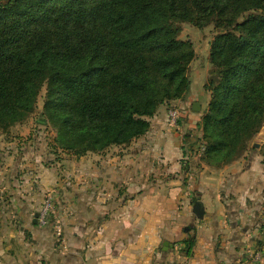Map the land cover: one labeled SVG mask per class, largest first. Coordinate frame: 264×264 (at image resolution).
<instances>
[{
    "label": "trees",
    "instance_id": "obj_1",
    "mask_svg": "<svg viewBox=\"0 0 264 264\" xmlns=\"http://www.w3.org/2000/svg\"><path fill=\"white\" fill-rule=\"evenodd\" d=\"M182 23L223 30L202 127L206 152L234 160L264 124V0H0V129L25 122L45 89L56 147L84 156L130 144L190 89ZM183 244L191 256L195 240Z\"/></svg>",
    "mask_w": 264,
    "mask_h": 264
},
{
    "label": "rangeland",
    "instance_id": "obj_2",
    "mask_svg": "<svg viewBox=\"0 0 264 264\" xmlns=\"http://www.w3.org/2000/svg\"><path fill=\"white\" fill-rule=\"evenodd\" d=\"M250 14H243L238 21L243 22ZM180 27L179 39L190 42L194 51L187 70L190 89L183 98L161 105L156 114L147 119L150 123L149 131L130 144L112 146L102 152H89L84 156L56 147V131L41 116L45 89L39 97L35 113L25 122L5 130L0 129V203L8 210L7 229L15 233L8 235L7 240H11L19 250L24 246L27 250L30 248L27 245L34 241V238L30 239L28 231L22 229L25 219L21 213L23 211L24 216L27 214L23 208H29L28 224L31 229L39 232L40 241L46 242L50 236L61 248L65 243L66 225L73 221L75 210H79L82 205L83 208V202L88 200L91 201L90 209H94L96 185L102 183L105 186V181L109 191L113 188L111 179L129 186V195L151 192L153 201H160L165 207L166 200L174 194L182 193V197L192 195L193 202L181 222L184 227L166 241L167 246L164 241L160 245L162 251L165 247V252L170 249L175 251L174 258L178 255L190 257L183 244L184 240H195L196 245L201 226L208 225L206 221L201 223L205 220L204 216L198 218L194 212L199 198L192 192L195 184L204 182L201 179L204 171L212 178L206 180L211 184H202L205 194L223 196L230 206L229 212L237 211L241 217L245 211L254 210L253 194L245 190V186L238 183V180L245 169H255L262 178L260 192L264 196V124L260 132L248 142L247 149L232 161H225L222 153L206 152L210 139L202 124L209 112L211 92L205 86L213 69L211 45L223 30L214 23L204 28L191 23H182ZM195 104H198L197 110L194 109ZM175 152L177 156L169 154ZM128 182L133 185H127ZM212 184H218V188L213 190L210 187ZM178 204L182 210V204ZM261 204V218L257 217L255 235H247L251 241L247 242L252 245L247 250V257L253 264H258L254 258L264 247V198ZM47 207L43 223L40 216ZM36 213L37 223L32 227L31 221L36 218ZM245 216L247 220L241 225L251 226L253 215ZM30 233L34 237L33 231Z\"/></svg>",
    "mask_w": 264,
    "mask_h": 264
},
{
    "label": "crops",
    "instance_id": "obj_3",
    "mask_svg": "<svg viewBox=\"0 0 264 264\" xmlns=\"http://www.w3.org/2000/svg\"><path fill=\"white\" fill-rule=\"evenodd\" d=\"M169 154L178 155L177 152ZM206 172L201 176L205 184L209 182L206 180L212 179ZM256 175L258 172L249 167L238 180L254 197V210L245 211L242 217L237 211L229 212L230 206L223 196L205 194L204 182L195 184L192 192L199 198L198 202L204 210L205 220L201 223L206 221L208 225L201 226L200 237L190 257L177 254L178 257L174 258L175 251L170 249L165 252V248L162 251L160 245L184 227L181 222L193 202L192 195L182 197V193L174 194L166 200L165 207L162 202L153 201L154 197L149 191L129 195V186H123V182L118 183L115 179H111L113 188L108 191L104 181L105 186L100 183L94 189V209H90L91 201L88 200L83 202V208L82 205L75 210L73 221L66 225L65 243L61 248L50 236L46 242L40 241L39 232L29 227V208H23L27 214L24 216L23 211L21 213L26 221H23L22 229L28 231L30 239L34 238L27 245L30 247L27 250L26 246L19 250L11 240H7L8 235L15 233L7 229L8 210L0 203V264H253L247 257V250L252 248L247 242V235H255L264 198L260 192L262 178ZM253 178L254 181H251ZM126 184L133 185L129 182ZM210 187L215 190L218 184ZM178 203L182 204L183 211ZM245 214L253 215L251 226L241 225L247 220ZM35 220L31 221L32 227L36 226Z\"/></svg>",
    "mask_w": 264,
    "mask_h": 264
},
{
    "label": "built area",
    "instance_id": "obj_4",
    "mask_svg": "<svg viewBox=\"0 0 264 264\" xmlns=\"http://www.w3.org/2000/svg\"><path fill=\"white\" fill-rule=\"evenodd\" d=\"M47 211H48V207L46 208V210L44 211V213L41 214V216H40V220L43 223H45L44 222V219H45V216H46ZM254 262L255 263H258V264H264V247L257 252V254H256L255 258H254Z\"/></svg>",
    "mask_w": 264,
    "mask_h": 264
},
{
    "label": "water",
    "instance_id": "obj_5",
    "mask_svg": "<svg viewBox=\"0 0 264 264\" xmlns=\"http://www.w3.org/2000/svg\"><path fill=\"white\" fill-rule=\"evenodd\" d=\"M197 107H198V104H195V110H197ZM194 212H195V214L197 215L198 218H202L204 216V210L202 208V204L201 203L198 202L196 204V206L194 208ZM37 217H38V215L36 216L35 223H37ZM167 245H168V243L166 242L165 246H167ZM165 249H167V248L165 247Z\"/></svg>",
    "mask_w": 264,
    "mask_h": 264
}]
</instances>
